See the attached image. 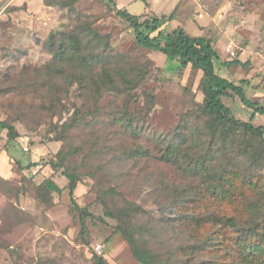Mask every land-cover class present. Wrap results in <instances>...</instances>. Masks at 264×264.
Masks as SVG:
<instances>
[{
    "label": "rangeland",
    "instance_id": "1",
    "mask_svg": "<svg viewBox=\"0 0 264 264\" xmlns=\"http://www.w3.org/2000/svg\"><path fill=\"white\" fill-rule=\"evenodd\" d=\"M149 1L128 10L140 14ZM154 4V15L173 14L165 33L211 39L217 73L264 107V0ZM86 27L98 35L85 52L100 54L93 60L104 68L55 58L59 41L81 39ZM237 60L246 66H225ZM202 78L141 47L107 1L0 0V121L19 133L9 142L0 128V264H96L95 256L141 264L108 211L127 217L158 264H242L237 238L249 227L257 229L249 245L264 246V155L247 153L241 133H213ZM223 101L251 121L235 95ZM252 123L264 126V115ZM64 172L77 175L76 200L91 213L85 237ZM223 217L237 227L217 222Z\"/></svg>",
    "mask_w": 264,
    "mask_h": 264
},
{
    "label": "trees",
    "instance_id": "2",
    "mask_svg": "<svg viewBox=\"0 0 264 264\" xmlns=\"http://www.w3.org/2000/svg\"><path fill=\"white\" fill-rule=\"evenodd\" d=\"M104 1H107L111 5L117 16L128 22L135 32L136 42L141 47L161 52L168 60L177 61L181 68L191 66L193 69L203 72L201 89L207 94V101L203 106V112L210 117H214L216 121L212 125L214 134L220 131L221 137H225L226 140H229L231 136L241 133L244 137H249V142L246 145L247 153L255 156L257 154L256 151H259L264 155V126H257L252 123V120H254L257 114L264 115V107L248 99L242 86L236 85L217 73L216 60L218 59V53L211 39L203 36L192 37L182 28H177L170 33H165L164 26L166 22L173 20V14L169 17L166 15H162L161 17L156 16L149 9L150 6L147 4L144 5L142 13L133 14L128 10V7H117L115 0ZM97 35V32L93 31L90 27H86L82 32L81 39L76 37V35H69L67 39L62 38L59 41V48L54 50L55 58L61 62H75L79 67L81 66L86 69L88 67L94 68L98 65L104 68L105 65L103 61L93 60L94 58H99L100 54L95 51L90 54L85 52L87 46H90V43L97 38ZM51 46H53V42H51ZM67 56H69L68 59L66 58ZM234 64L246 66V64L238 60L225 63V66H232ZM113 83V81L110 82V84ZM232 94L235 95L246 108L253 111L250 122L242 123L237 120L232 115L231 109L224 103L223 99L232 96ZM71 120L72 123H74L76 119L72 118ZM0 128L7 131L9 142H14L19 137L17 129L6 121H0ZM173 154L174 150L169 151L166 153L165 157L170 160ZM53 166L57 167L56 164ZM194 172L203 176L205 170L200 163H196ZM63 174L69 181L68 189L72 211L76 212L79 216L81 235L85 237L87 235L86 221L91 216V213L88 207H81L76 200L75 192L79 183L77 175L67 172ZM217 178L218 181H221L224 177L223 175H217ZM45 186L51 192L58 194L63 192V189L53 181H47ZM106 215L119 222L117 230L127 240L133 257L139 263L158 264L157 256L151 250L139 245L137 229L130 223H127L128 221H126L127 217L125 215L121 217L113 211H108ZM217 222H220L225 227H237L234 218L223 217L219 218ZM256 230V228L249 227L243 231L241 237L237 238L238 244L243 246V251L240 254L242 264H264V246L262 243H250L249 245V238L257 232ZM94 258L96 264H109L100 256H95Z\"/></svg>",
    "mask_w": 264,
    "mask_h": 264
},
{
    "label": "crops",
    "instance_id": "3",
    "mask_svg": "<svg viewBox=\"0 0 264 264\" xmlns=\"http://www.w3.org/2000/svg\"><path fill=\"white\" fill-rule=\"evenodd\" d=\"M115 1L118 2L119 4H121L122 6H125V7H131V6L133 5V3H134V2H137L138 0H131V1H129V2H127V0H115ZM162 1L168 3V2H172V1H174V0H162ZM154 2H156V0H153V1H149V2H147V3L150 4V7H149L150 10H154L155 7L157 6V5L154 4ZM158 7H160V6L158 5ZM155 10H156V9H155ZM155 10H154V12H155Z\"/></svg>",
    "mask_w": 264,
    "mask_h": 264
},
{
    "label": "built area",
    "instance_id": "4",
    "mask_svg": "<svg viewBox=\"0 0 264 264\" xmlns=\"http://www.w3.org/2000/svg\"><path fill=\"white\" fill-rule=\"evenodd\" d=\"M97 252H98L99 254H101L102 249H101L100 247H98V248H97Z\"/></svg>",
    "mask_w": 264,
    "mask_h": 264
}]
</instances>
